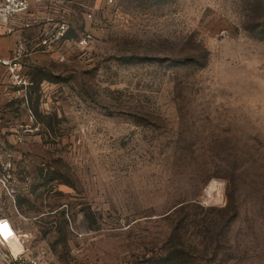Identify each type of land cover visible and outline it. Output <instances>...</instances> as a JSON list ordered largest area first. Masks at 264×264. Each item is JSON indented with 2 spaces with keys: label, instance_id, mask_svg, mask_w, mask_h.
Masks as SVG:
<instances>
[{
  "label": "rangeland",
  "instance_id": "374dc122",
  "mask_svg": "<svg viewBox=\"0 0 264 264\" xmlns=\"http://www.w3.org/2000/svg\"><path fill=\"white\" fill-rule=\"evenodd\" d=\"M35 13L49 51L0 65V264H264V0Z\"/></svg>",
  "mask_w": 264,
  "mask_h": 264
},
{
  "label": "crops",
  "instance_id": "0c3cea01",
  "mask_svg": "<svg viewBox=\"0 0 264 264\" xmlns=\"http://www.w3.org/2000/svg\"><path fill=\"white\" fill-rule=\"evenodd\" d=\"M38 3L33 4L26 14H21L10 18L3 25L0 31V58L13 57L18 51L22 52V59L38 55L39 53H47L49 50L31 49L27 44L30 42L31 22L36 19V10ZM2 67V66H0ZM4 68V67H2ZM7 219V192L0 180V220ZM1 235V234H0Z\"/></svg>",
  "mask_w": 264,
  "mask_h": 264
},
{
  "label": "built area",
  "instance_id": "2783aa9c",
  "mask_svg": "<svg viewBox=\"0 0 264 264\" xmlns=\"http://www.w3.org/2000/svg\"><path fill=\"white\" fill-rule=\"evenodd\" d=\"M41 0H0V31L3 24L7 22L10 18L18 16L27 12L33 4L39 3ZM112 0H110L111 2ZM91 33H86L83 35L79 41L78 45L81 49H85L89 42L91 41ZM22 52L18 51L13 57L0 58V65L6 67L11 75L13 85H18L23 83V78L19 72L22 68ZM26 82H24L25 84ZM4 183L3 180H1ZM2 220H0V224ZM1 234V232H0ZM0 243L3 242V237L0 235Z\"/></svg>",
  "mask_w": 264,
  "mask_h": 264
},
{
  "label": "bare ground",
  "instance_id": "6f19581e",
  "mask_svg": "<svg viewBox=\"0 0 264 264\" xmlns=\"http://www.w3.org/2000/svg\"><path fill=\"white\" fill-rule=\"evenodd\" d=\"M3 226H7V222L3 220Z\"/></svg>",
  "mask_w": 264,
  "mask_h": 264
},
{
  "label": "trees",
  "instance_id": "16d2710c",
  "mask_svg": "<svg viewBox=\"0 0 264 264\" xmlns=\"http://www.w3.org/2000/svg\"><path fill=\"white\" fill-rule=\"evenodd\" d=\"M166 261H168V259H166Z\"/></svg>",
  "mask_w": 264,
  "mask_h": 264
}]
</instances>
